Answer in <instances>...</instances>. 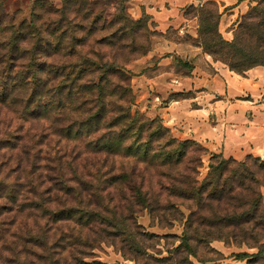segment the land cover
Returning <instances> with one entry per match:
<instances>
[{"label":"rangeland","instance_id":"1","mask_svg":"<svg viewBox=\"0 0 264 264\" xmlns=\"http://www.w3.org/2000/svg\"><path fill=\"white\" fill-rule=\"evenodd\" d=\"M189 1H193L194 4L184 8L185 12L180 20L183 24L178 28L162 32L157 29L146 8L137 6L134 0H126L124 6L127 17L131 19L130 22L124 13L116 8L119 3L112 0H0V19L4 18L7 21L5 30L0 31V54L4 55L8 50L4 45L13 31L18 35L23 31L28 39L22 44L23 48L25 50L32 48L37 37H30L28 28L31 21H36V26L41 32L42 45L34 65L36 67L42 65L43 74L47 77V90L55 94L56 102L46 112V117L41 118L36 128L45 127V133L49 135L45 143H51L50 149L54 155L58 151L57 145L60 144L53 140L62 139L60 131L68 127L71 122L87 117L96 110L100 101L99 89H103L104 94L101 98H106L107 118L122 116L130 107L132 115L139 112L150 120H160L162 126L170 131L174 139L182 142L192 141L207 150V154L201 158V166L197 169L198 181L206 178L213 156L220 155L210 152L189 135H184L183 128L169 127L161 115H149L145 100L142 101L133 79L143 73L158 74L164 69H172L181 74L191 69V64L187 60H181L180 57L170 60L169 57L173 55L170 43L182 42L197 46L202 42L203 36L199 38L198 8L212 10L215 13L212 21L213 29L218 31L224 41L237 44L236 39L242 33L240 27L245 17L263 0H233L234 3L238 1L239 4L245 2L243 8L233 12L229 11L234 7L225 8L227 3L221 0ZM195 1H199L198 4H195ZM132 21L141 23L133 24ZM185 21H196V33L190 34L187 33L188 29L183 30ZM95 24L96 30L92 32L90 27ZM256 43L257 38L251 45H237V48L244 54H257L264 50V44L260 43V46H256ZM30 56L26 53L23 55L21 65L19 64L22 68L18 70H25L24 65L31 64ZM118 67L123 69L119 72L125 73V77L115 73ZM255 68H264V66ZM76 83L78 86L75 87L74 94L67 95L73 91L70 86ZM79 89L82 91L77 93ZM60 90L63 98L67 100L63 103H59L60 100L56 98ZM17 95L21 99L27 96L28 92L21 89ZM20 110L19 104L0 108V121L3 125H6V122L9 125L3 127L0 124V134L6 129L13 131L16 128L15 125L18 124L20 117L17 111ZM125 126L127 127V122L121 127ZM107 131L101 126L97 135L100 137ZM163 140H166V137ZM89 141L69 142L66 145V153L71 158L79 156L78 162L87 164L92 173L99 174V177L89 178V181L98 183L99 180L103 187L108 189L103 194V207L98 208L96 204L93 205L103 216L115 218L117 225L112 226L102 222L85 228L83 237H86L91 245L85 249L71 248L63 252L61 264H264V252L262 255L260 253L264 248V229L261 227L245 225L243 229L246 230L249 241L241 243L231 237L218 239L219 234H209L220 229H224V232L233 229L237 235L241 233L242 228H226L225 224L217 222L224 217L228 218L240 213L243 209L234 207L238 202L227 199L209 201L207 194H204L203 198L208 201L205 200L202 206L197 207L193 201L179 200L163 188L171 185L170 176L186 174L188 177H193L194 166L188 158L179 165H164L160 162L150 165L142 164V157L139 155L131 156L132 158L129 159L113 154L97 155L96 152L90 151L88 156H85L86 144ZM63 144L65 145V142ZM81 151L82 155L79 154ZM17 153L8 154L12 159L7 166L8 169L4 171H10L14 177L20 175L21 181H25L21 166H31L32 156L28 158V155H22L24 159L21 161L17 158ZM249 157L253 156L236 161L247 162ZM0 162H2L1 154ZM47 162H42L39 172L34 174V180L40 174L43 178H45L44 174L51 175L45 167L52 164L49 162L46 165ZM121 173L126 174L124 178L114 182L115 177ZM133 184L138 187L144 184L143 194L147 192L158 197L160 205L152 216L150 210H146L139 202ZM44 189L47 188H41V191ZM261 193L264 205V187L261 188ZM191 213L195 214V222L193 229L189 230L192 252H188L183 245L181 246V238L186 230V219ZM0 223L6 224L3 227L5 230L3 235H0V264H53L48 259L57 256L53 251L54 244H66L67 238L73 232L78 233V228L73 223L63 222L60 227L48 217L43 218L36 210L21 215L4 216L0 218ZM126 227H130L127 229L134 233L145 236V240L141 242H144L142 248L147 252V257L136 256L130 252L131 249L125 242L128 236L125 232ZM116 228H122L123 231L114 242L112 239L116 237ZM151 235L155 237L152 240L148 239ZM37 238L45 240L43 243L45 250L36 246ZM193 252L196 254L195 257L190 256ZM238 255L242 256L238 257ZM244 255H248L249 259Z\"/></svg>","mask_w":264,"mask_h":264},{"label":"trees","instance_id":"2","mask_svg":"<svg viewBox=\"0 0 264 264\" xmlns=\"http://www.w3.org/2000/svg\"><path fill=\"white\" fill-rule=\"evenodd\" d=\"M112 1L119 3L116 8L120 9L130 22L131 19L127 17L124 8L126 0ZM198 12L199 38L203 36V40L195 47L203 49L202 51L212 56L215 62H221L228 66L232 72L241 76L255 67L264 66V50L257 54H244L242 50L237 48V45H251L255 38H257L256 46L264 44V0L245 17L244 23L240 27L242 33L236 39L237 44H229L224 41L218 31L213 29L212 21L215 13L212 10L201 7L198 8ZM62 15L64 16V13ZM6 22L4 18L0 19V31L5 30ZM131 23L140 24L141 22L134 23L132 21ZM96 27L95 24L90 27V30L95 32ZM28 31L31 38L32 36L33 38L37 37L31 49L25 50L22 46L28 40L24 32L21 31L18 35L16 31H13L6 45H4L8 50L4 55L0 54V108L10 104L12 106L21 105V110L17 111L20 117L18 124L15 125L16 128L13 131L6 129L3 134H0V154L2 156V162H0V218L36 210L41 213L43 218L48 217L60 227L63 222H71L76 225L78 233L73 232L67 238L66 244H54L53 251L57 256H55L56 258L50 257L49 262L61 264L63 252L69 251L71 248L85 249L91 245L88 239L83 237L85 228L102 222L112 226L116 224L115 218L103 216L93 205L96 204L98 208L103 207V194L108 188H104L99 180L98 183L89 181V178L99 177V174L92 173L87 164L78 162L79 156L78 158L75 156L71 158L66 153V145L69 142L90 140L86 144L85 156H88L90 151L96 152L97 155L100 153L113 154L129 159L139 155L142 157V164L151 165L160 162L164 165H179L188 158L194 166L193 177H188L186 174L169 175V182L172 186L163 187L168 193L179 200L193 201L197 207L203 205L206 200L203 196L207 194L209 201H223L224 199L236 201L238 203L234 207L243 209L238 214L217 221L219 224H225L226 228H242L240 234L237 235L233 229L229 232L220 229V231L209 234H219L217 235L218 239L231 237L241 243L249 241L248 234L243 229L245 225L252 224L264 229V205L263 194L261 193V188L264 187V161L249 157L247 162H237L232 158L225 159L221 155L219 157L213 156L209 173L203 181H198L197 169L201 166V158L207 154V150L195 142H182L174 139L170 131L162 126L160 120H150L139 112L132 115L130 107L125 110L123 117L116 115L107 118L106 98H101L104 94L103 89H99L101 92L99 93L100 101L96 110L87 117L71 122L68 127L60 131L62 139L53 140V142L58 141L60 144L57 145L58 151L54 155L50 149L51 143H45L49 138V135L45 133V127L36 128V126H39L41 118L46 117V112L50 110L51 106H54L55 94L53 95L51 91L47 90V77L43 74L42 65L38 67L34 65L38 57V50L42 45L41 32L36 26V21H31ZM25 53L31 55V64H25L26 69L20 71L18 69L21 67L20 62ZM119 70L123 71L122 68L118 67L115 73L120 77H125V73L119 72ZM77 86L78 83L70 86L73 91L67 95L72 96ZM21 89L28 92V95L19 99L17 94ZM81 91L79 89L77 93ZM56 95L58 96L56 98L60 100L59 103L67 101L63 98L61 90ZM181 97L182 95H173L171 99L175 100ZM124 122H127V127H121ZM0 124L3 125V122L0 121ZM4 126L9 125L6 122ZM101 126H104L108 131L99 137L97 132ZM164 137L166 140H163ZM159 141L162 143H157ZM127 143L128 145H126ZM3 150L7 151L4 152ZM14 152H18L17 158L21 161L24 159L22 155H28V158L32 156L30 158L31 166H21L22 170L20 169L25 181H21L20 175L14 177L10 171H4V169H8L7 166L10 165L12 159L11 155L8 156V154ZM79 154L82 155V151ZM43 161H48L46 165L51 162L52 165H45L51 175L44 174L47 180L40 174L34 180V174L39 172ZM49 167L51 168L49 169ZM124 175L126 174L117 175L114 182L124 178ZM133 187H136L135 191L138 194L139 202L143 204L146 210H150L152 216L160 205L158 197L147 192L143 194L144 184L140 187L133 184ZM41 188L47 189L41 191ZM244 208L246 209L244 210ZM194 217L195 214L191 213L186 219V230L181 238V246L183 245L188 252H192L189 244L191 239L189 230L194 227ZM174 218L176 219V217ZM4 224L0 223V235H3V231H5ZM127 228L130 227H126L125 232L128 236L125 242L131 249L130 252L136 256L147 257V252L142 248L144 242H141L145 236L137 232L134 233ZM122 231V228H116V237L112 239L114 242L122 235ZM153 238H155L153 235L148 237L150 240ZM60 239H64V237H60ZM35 242L36 246L44 248V239L37 238ZM263 249L260 250L261 255L264 252ZM190 256L195 257L196 254L193 252L190 253ZM240 256L242 255H238V257ZM244 256L249 259L248 255Z\"/></svg>","mask_w":264,"mask_h":264},{"label":"crops","instance_id":"3","mask_svg":"<svg viewBox=\"0 0 264 264\" xmlns=\"http://www.w3.org/2000/svg\"><path fill=\"white\" fill-rule=\"evenodd\" d=\"M134 1L146 8L162 32L180 27L184 8L194 4L189 0ZM221 1L227 3L225 8L234 7L229 12L245 4ZM185 22L183 30L196 33V21ZM170 45V60H187L191 69L185 74L164 69L158 74L140 73L134 77V86L145 100L149 115H161L169 127L183 128L184 135L225 159L242 161L253 156L264 161V68L241 76L214 62L201 48L182 42ZM173 95L182 97L173 100Z\"/></svg>","mask_w":264,"mask_h":264}]
</instances>
